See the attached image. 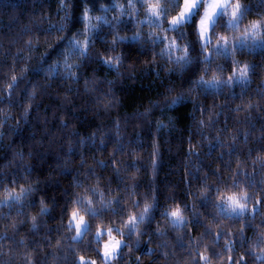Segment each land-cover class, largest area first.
I'll use <instances>...</instances> for the list:
<instances>
[{"label":"clouds","instance_id":"1","mask_svg":"<svg viewBox=\"0 0 264 264\" xmlns=\"http://www.w3.org/2000/svg\"><path fill=\"white\" fill-rule=\"evenodd\" d=\"M0 264H264V0H0Z\"/></svg>","mask_w":264,"mask_h":264}]
</instances>
